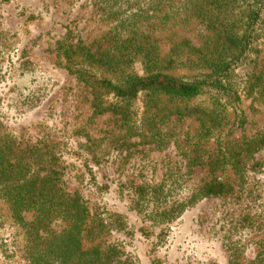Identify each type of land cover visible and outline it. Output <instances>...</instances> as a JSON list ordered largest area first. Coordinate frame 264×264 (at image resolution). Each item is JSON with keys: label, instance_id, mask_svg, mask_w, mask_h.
Here are the masks:
<instances>
[{"label": "rangeland", "instance_id": "obj_1", "mask_svg": "<svg viewBox=\"0 0 264 264\" xmlns=\"http://www.w3.org/2000/svg\"><path fill=\"white\" fill-rule=\"evenodd\" d=\"M246 9L243 0H0V142L21 165L10 182L31 184L25 200H34L17 210L0 184V264H57L31 255L36 231L43 246L68 225L58 212L39 221L36 188L50 171L87 221L126 222L83 235L80 251L114 248L129 264H264V38L235 69L233 96L121 98L61 55L67 42L119 54L131 39L155 48L161 72L206 75L224 36L244 31ZM131 70L149 72L140 61ZM215 180L223 191L207 194Z\"/></svg>", "mask_w": 264, "mask_h": 264}, {"label": "trees", "instance_id": "obj_2", "mask_svg": "<svg viewBox=\"0 0 264 264\" xmlns=\"http://www.w3.org/2000/svg\"><path fill=\"white\" fill-rule=\"evenodd\" d=\"M243 5L247 6L244 31L238 35L224 36L220 51L212 60L213 70L206 75L182 78L161 72L158 70L161 59L156 54L155 48L139 41L131 42V39L119 44L118 48L121 51L119 54L111 55L108 49L101 52L91 51L86 46L67 42L64 44L66 48H63L61 55L65 58L69 71L78 78L89 83L93 88L106 90L121 98L134 97L144 91L191 97L208 89L233 96L235 69L242 64V59L250 56L259 39L264 38V0H243ZM253 51L255 52L256 49ZM137 61H140L149 72L143 75L134 74L131 69ZM168 62L171 64L173 61L168 60ZM32 65L30 61L25 60L21 62L20 67L29 71ZM103 70L109 71L111 76H103L101 74ZM6 149L5 142H0V184H3L5 188L9 187L11 193H14L15 208L21 210L27 201L29 203L34 201L25 200L29 199L26 194L31 193V184L10 182L13 174L21 173L16 171V168L21 165L8 163ZM54 174L55 172L50 171L49 176H46L42 184L36 188L39 221L53 212H58L67 220L68 225L58 233L53 231L51 238L43 246L41 245L45 238L43 239V236L36 231L32 260L43 259L45 255L52 258L47 262L52 261L57 264H129L126 260L119 258V253L114 248L96 247L88 251H80V239L83 235L97 237L105 230V227H123L126 222L118 215H110L106 223L101 219L96 221L93 218L87 221L89 211L86 206L76 197L63 192V189L53 180ZM222 191L223 184L218 180L205 188L207 194H219ZM82 230L85 234H82ZM38 245L40 247L37 248Z\"/></svg>", "mask_w": 264, "mask_h": 264}]
</instances>
